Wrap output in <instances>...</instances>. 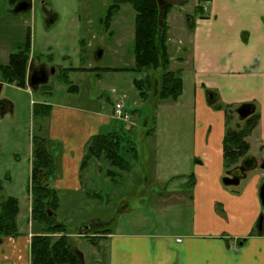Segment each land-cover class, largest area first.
<instances>
[{
	"label": "crops",
	"instance_id": "crops-1",
	"mask_svg": "<svg viewBox=\"0 0 264 264\" xmlns=\"http://www.w3.org/2000/svg\"><path fill=\"white\" fill-rule=\"evenodd\" d=\"M29 1L30 10L22 14L14 13V7L10 6L8 0H0V67L7 64L10 54L23 48L29 36L27 74L29 66L46 67L39 60L36 62L34 57L36 8L39 7L44 14L39 23L42 32L49 33L59 19L58 14L52 11L55 6L51 0ZM63 2L62 7L82 8L80 0ZM184 2H180V12L174 15L171 9L167 16L168 51L170 59L179 64L175 70H180L182 63L188 70L187 103L191 106L193 128L186 148L172 147V159L162 158L161 163L151 168L154 169L155 178L160 181L174 180L181 175L191 177L194 182L192 195L189 196L193 211L191 224L181 234L110 230L101 237L108 243L106 264H264V207L259 198V189L264 182V0ZM196 6H202L203 12L196 15ZM78 20L75 11L67 27L71 35L77 29L81 30ZM69 39L81 42L80 35ZM80 45L83 47L82 43ZM43 50H50L48 43L40 49L41 52ZM173 53L176 54L175 58L171 55ZM47 56L52 62V55ZM59 67L57 71L51 68L54 74L61 72L63 67ZM0 83L21 91L27 97L44 86L31 90L27 83L25 88ZM183 91L182 82L181 95ZM147 98L140 97V100L143 102ZM30 102L33 106L34 103ZM6 103L12 107V103ZM35 103L51 106L48 101L40 99ZM244 103L253 104V115L257 116L256 126L245 139L249 145L247 155L255 159L256 167L247 172L238 185L225 186L222 180L234 167H226L224 163L223 140L234 129L231 118H226L222 106ZM113 105L109 115H100L98 111L88 112L80 107L56 104V107H50V116L42 119L44 125L40 134L45 131L42 136L46 134L49 140L63 144L61 154L56 158L54 179V188L59 192L79 190L82 181L80 164L92 136L120 132V136L127 137L120 127L125 123L128 132L132 131L134 121L121 122L112 117ZM137 112L131 111V118ZM154 118L157 121V114ZM186 135L187 131L183 129L182 137ZM131 154L132 159L137 158L135 153ZM125 161L128 168L121 172L127 175L132 165ZM28 166L30 177L31 158ZM257 168L263 171H256ZM106 175L113 180L118 174L111 176L106 172ZM171 192L176 200L186 201L184 194ZM9 193L6 195L10 196ZM27 194L29 201L25 220L31 223L28 191ZM18 203L17 219L20 214ZM258 216H261L260 230ZM95 224L104 223L91 222L89 225ZM18 230L21 233L19 236L1 241L0 264H30L29 244L35 231L28 229L23 232L19 227Z\"/></svg>",
	"mask_w": 264,
	"mask_h": 264
},
{
	"label": "rangeland",
	"instance_id": "rangeland-1",
	"mask_svg": "<svg viewBox=\"0 0 264 264\" xmlns=\"http://www.w3.org/2000/svg\"><path fill=\"white\" fill-rule=\"evenodd\" d=\"M80 1L81 10L78 7L75 10L71 6L62 7L63 0H51L55 6L52 11L58 14L59 19L49 33L42 32V25L39 23L42 22L44 14L39 7L36 8L34 52L36 62L39 60L44 63L47 70L56 68L57 71L58 66L84 69L68 73V79L77 91H67L69 84L60 80L62 74L59 72L49 76L47 87L41 89L42 93L38 91L28 95L29 97L9 85L0 83V183L3 188L0 198L14 190L9 195L20 202L18 227L23 232L32 229L30 221L25 220L29 197L28 161L31 158V138L38 135L40 119L33 118L30 101L33 104L38 102V99L45 100L54 107L56 104L80 107L88 112L98 111L100 115H109L112 104L119 101L125 104L129 112L137 110L136 116L131 118V121L135 122L131 132L126 129L127 123L120 125L127 137L120 136V132L117 133L119 139H122V156L132 165V170L126 172L128 176L111 167L104 159H92L82 169L79 190L58 191L60 202L55 212V221L66 225L73 247L82 255L83 264H106L107 241L95 238L91 242L81 237L83 234L79 235L85 233L82 229L91 222L104 223L102 224L104 228L113 232L142 230L148 233L178 234L191 224L193 211L189 196L192 195L194 188L191 177L181 175L174 180L160 181L161 179L155 178L154 169L151 167L161 163L162 158L170 161L174 155L172 147L181 150L187 147L186 142L190 140L193 120L191 106L187 103L188 70L183 63L179 67L184 91L178 98V103L170 99L160 101L154 98L160 84L161 71L132 72L126 69L133 66L134 11L131 6L121 5L106 30L104 16L110 0ZM184 1L191 0L165 2L172 4L173 14L176 15L180 12V2ZM75 11L78 21L81 22V30L77 29L76 33L71 35L67 27ZM75 35H80L83 47L78 41L72 42L69 39ZM47 43L50 50L41 52L40 49ZM49 54L52 55V62L47 56ZM171 55L173 58L176 57L174 53ZM178 65L176 60L170 59L169 70H175ZM147 74L154 87L147 90L149 98L142 102L139 91L132 81L135 79L142 82ZM7 101L12 103L11 108L5 107ZM238 105L222 106V111L227 112L226 118H231L234 130L243 124L235 113ZM156 114L158 118L154 121ZM183 129L187 131L186 137H182ZM44 133L45 131L42 135ZM45 138L48 139L46 134ZM53 142L59 145L51 146L52 156L57 163L56 158L61 154L63 144ZM157 148L159 149L156 150ZM131 153H135L137 158L132 159ZM241 160L237 166H240ZM256 171L263 170L257 168ZM106 172L111 176L118 175L110 180ZM60 177L58 174V178ZM54 181L53 179L49 181L50 186L54 187ZM171 191L184 194L186 201L176 200ZM260 217L258 216L257 223ZM34 225V231H38L39 225Z\"/></svg>",
	"mask_w": 264,
	"mask_h": 264
},
{
	"label": "trees",
	"instance_id": "trees-1",
	"mask_svg": "<svg viewBox=\"0 0 264 264\" xmlns=\"http://www.w3.org/2000/svg\"><path fill=\"white\" fill-rule=\"evenodd\" d=\"M21 1L24 0H8V3L14 7ZM165 1L162 0V4H160L158 0H110V5L107 7L104 16V25L108 30L121 5L128 4L131 6L134 11L133 66L126 69L132 72L161 71L159 75L160 84L155 97L160 101L170 99L176 102L182 92V79L180 70H169V28L166 19L173 7L172 4H167ZM200 12H203L201 6H196V15ZM29 43V36H27L23 48L10 54L7 64L0 67L1 82L18 88L26 87ZM74 70L82 71L84 69L63 68L60 72L62 74L60 80L69 84V91H75V87L68 79V73ZM133 84L142 99H146L147 90L154 87L149 74L142 82L134 79ZM45 87L47 85L41 86L39 91ZM5 107L9 108L10 106L7 103ZM50 107L49 104L41 103H34L32 106V116L40 119V123L37 128L38 135H33L31 138V169L28 192L30 194L32 229L34 230V224H37L39 230H35L30 239L29 262L30 264H83L82 255L73 247L71 235L67 232L66 225L55 221V212L59 208L60 201L58 190L50 186L49 181L54 180L56 174V162L52 156L51 146L59 145L40 134L44 125L42 119L49 117ZM223 111L224 114H227L226 110ZM256 124L257 116L251 115L243 121L242 127L225 135L223 152L226 167L235 168L239 161L247 156L249 145L245 139ZM119 138L120 136L116 133L92 136L86 144L80 170L85 168L92 159H104L111 167H115L119 171H126L128 165L122 156V139ZM2 189L0 183V195ZM18 212L19 203L15 197L2 196L0 198V243L4 238H13L21 234L17 225ZM49 213L51 214L49 215ZM108 232L103 225L95 224L91 225L85 233H79V235L83 234L81 237L93 242V239L104 237Z\"/></svg>",
	"mask_w": 264,
	"mask_h": 264
},
{
	"label": "water",
	"instance_id": "water-1",
	"mask_svg": "<svg viewBox=\"0 0 264 264\" xmlns=\"http://www.w3.org/2000/svg\"><path fill=\"white\" fill-rule=\"evenodd\" d=\"M160 4H162V0H158ZM31 8V2L28 0L21 1L17 3L14 8V13H24L29 11ZM54 74V69L48 71L44 66L28 67V75H27V86L31 90H36L39 86L45 85L48 81L50 75ZM255 112V106L251 103H244L239 105L235 113L237 114L240 121H243L253 115ZM255 159L252 156H246L242 159L240 166H237L230 170L227 175L223 178L222 183L225 186H236L239 184V181L244 178L247 172L251 171L255 168ZM259 198L262 207H264V182L260 186L259 189ZM51 213H49L50 215ZM90 225L85 226L82 230L87 231ZM259 230L261 229V222L258 224ZM81 230V231H82Z\"/></svg>",
	"mask_w": 264,
	"mask_h": 264
},
{
	"label": "built area",
	"instance_id": "built-area-1",
	"mask_svg": "<svg viewBox=\"0 0 264 264\" xmlns=\"http://www.w3.org/2000/svg\"><path fill=\"white\" fill-rule=\"evenodd\" d=\"M112 117L117 121L129 122L131 119V113L126 109L125 104L122 101H119L113 105Z\"/></svg>",
	"mask_w": 264,
	"mask_h": 264
},
{
	"label": "flooded vegetation",
	"instance_id": "flooded-vegetation-1",
	"mask_svg": "<svg viewBox=\"0 0 264 264\" xmlns=\"http://www.w3.org/2000/svg\"><path fill=\"white\" fill-rule=\"evenodd\" d=\"M38 67H40V66H38ZM48 71H50V70H48ZM27 75H28V74H27ZM27 75H26V76H27ZM26 83H27V78H26ZM235 110H236V109H235ZM236 115H237V114H236ZM243 121H244V120H243ZM241 161H242V160H241ZM255 167H256V165H255ZM262 167L264 168V164L262 165ZM252 170H253V169H252ZM252 170H251V171H252ZM249 172H250V171H249Z\"/></svg>",
	"mask_w": 264,
	"mask_h": 264
}]
</instances>
